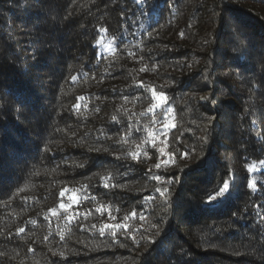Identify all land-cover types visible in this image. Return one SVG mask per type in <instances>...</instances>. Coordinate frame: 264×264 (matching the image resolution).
I'll use <instances>...</instances> for the list:
<instances>
[{
	"label": "trees",
	"instance_id": "obj_1",
	"mask_svg": "<svg viewBox=\"0 0 264 264\" xmlns=\"http://www.w3.org/2000/svg\"><path fill=\"white\" fill-rule=\"evenodd\" d=\"M0 264H264V0H0Z\"/></svg>",
	"mask_w": 264,
	"mask_h": 264
},
{
	"label": "snow or ice",
	"instance_id": "obj_2",
	"mask_svg": "<svg viewBox=\"0 0 264 264\" xmlns=\"http://www.w3.org/2000/svg\"><path fill=\"white\" fill-rule=\"evenodd\" d=\"M181 35H183V33H181ZM97 43H100L99 41ZM130 55H134V53H130ZM142 71L144 69H141ZM73 80H76V77L73 76L72 77ZM137 88H142L144 87V84L143 82L141 81L139 84L136 85ZM152 91V96H153V100H154V103L151 104V106L146 110L147 113H155L156 110L158 109H163V112H164V119L167 120L168 119V113L170 111V109H167L164 107V105L167 103V99H166V95L164 92H160V93H156L155 89H151ZM81 100L85 99L84 97H80ZM127 99V97H125V100ZM74 107L76 108H79V104L75 105ZM117 117L116 116H113L112 117V121L113 122H116L117 121ZM157 121L155 120V118H153V121L152 123L155 124ZM139 130V129H137ZM158 131L160 132H163L164 129H159ZM132 135V126L130 125L128 130L123 134L122 136V140L124 142H127L128 138ZM206 139V138H205ZM145 143H151L153 147H155V136H152L151 139H146L145 140ZM97 151H99V149H97ZM160 153L162 156H167V154H165L164 152V149L163 148H160L159 149ZM139 152H140V145H137V151L136 152H132L130 153V155L132 156L133 159H136L138 158L139 156ZM186 155V153H185ZM168 159H164L162 160L160 163H157L155 165V167L157 169H160L162 166L164 167H167L168 165ZM174 163V160L172 161ZM81 167H83V165H81ZM249 170H254V166H249ZM112 177H111V174L107 177H103L102 180L104 181L103 183V187L107 188L109 187V183L108 181L111 180ZM154 179L158 180V181H161L163 178L159 175L155 176ZM164 183H171V180H167V181H164ZM114 186V185H112ZM250 187H253L255 188V181H252L249 185ZM83 189L86 190L87 189V185L83 186ZM65 191L67 192H73L72 189H65L64 191H61L60 193V196L63 198L65 196ZM157 192H159V194L163 197H165V199H169L170 198V193H169V189L167 187H164L163 189H160V188H157L156 189ZM230 191V181L229 179L225 178L222 182V184L215 190L214 194H209L208 196V203H212V202H215L217 200H219L220 198H223L226 196V194H228ZM93 199H95V197H92ZM69 199H73L72 196H69ZM80 200H84V199H88V196H81L79 197ZM59 207L61 209H64L65 210V221L66 222H71L73 219H78L80 216H84L85 214L84 213H80V212H76L74 215L71 214L70 210L71 208L73 207L72 204H65L63 203V200L62 202L60 203ZM105 209H104V206L101 205L100 207L96 208V211L97 212H103ZM91 211L92 210H88V214H91ZM50 212L53 214V215H56L57 214V209L56 208H53V209H50ZM137 214L135 211H133L132 213V216L135 217ZM109 217L110 219H114L113 217H111V214H110V208H109ZM144 217L141 216L140 219H143ZM125 219H128V217H125ZM34 223V221H33ZM93 228L96 227V225H93L92 226ZM155 227V226H154ZM120 228H124V229H127L128 228V225L127 224H108V223H104L102 224L100 227H99V233L101 235H104L105 234V230H108L111 235L113 237L116 236V230L117 229H120ZM24 228H19L18 229V233H23L24 232ZM45 239H47V237H45ZM61 239H63V236H61ZM131 239L135 240V236H131ZM61 256H63V253H61Z\"/></svg>",
	"mask_w": 264,
	"mask_h": 264
},
{
	"label": "rangeland",
	"instance_id": "obj_3",
	"mask_svg": "<svg viewBox=\"0 0 264 264\" xmlns=\"http://www.w3.org/2000/svg\"><path fill=\"white\" fill-rule=\"evenodd\" d=\"M106 48H107V46H106ZM100 52H101V50H100ZM162 128L164 129V126Z\"/></svg>",
	"mask_w": 264,
	"mask_h": 264
}]
</instances>
